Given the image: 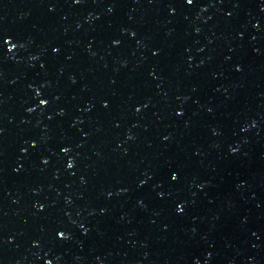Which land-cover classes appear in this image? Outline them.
I'll use <instances>...</instances> for the list:
<instances>
[{"label":"water","instance_id":"95a60500","mask_svg":"<svg viewBox=\"0 0 264 264\" xmlns=\"http://www.w3.org/2000/svg\"><path fill=\"white\" fill-rule=\"evenodd\" d=\"M0 36V264H264V0H0Z\"/></svg>","mask_w":264,"mask_h":264},{"label":"snow or ice","instance_id":"6c2138e0","mask_svg":"<svg viewBox=\"0 0 264 264\" xmlns=\"http://www.w3.org/2000/svg\"><path fill=\"white\" fill-rule=\"evenodd\" d=\"M75 2L78 4L80 2V0H75ZM186 3L188 5H192L194 3V0H186ZM256 27H259V25H257ZM0 41H2V45H0V46H7V49H8L9 52H12L13 49L16 47V45L13 43L12 39L9 38V37L0 36ZM54 51H58V49H54ZM155 54H157V53H154V55ZM41 67H43V65H41ZM237 71H239V69H237ZM41 103L42 104H46L47 101H41ZM104 107L107 108L108 105L107 104H104ZM137 111H140V109H137ZM178 115H183V113H178ZM33 147H36V145L34 144ZM63 151L65 153H67L68 151H70V149L64 148ZM44 163H47V161H44ZM73 166L74 165L71 162H69L68 168L71 169ZM171 180L172 181H177L178 180V174L177 173L172 174L171 175ZM42 210L43 209H41V211ZM177 212L182 214L184 212V206L183 205H178ZM60 236H61V239L62 240L67 239V237L64 236L62 233L60 234Z\"/></svg>","mask_w":264,"mask_h":264}]
</instances>
